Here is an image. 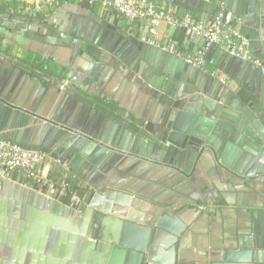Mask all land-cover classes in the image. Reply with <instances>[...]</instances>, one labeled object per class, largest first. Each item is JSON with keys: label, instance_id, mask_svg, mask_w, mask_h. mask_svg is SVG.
<instances>
[{"label": "crops", "instance_id": "crops-1", "mask_svg": "<svg viewBox=\"0 0 264 264\" xmlns=\"http://www.w3.org/2000/svg\"><path fill=\"white\" fill-rule=\"evenodd\" d=\"M72 1L61 0L49 9L41 6L42 0L3 2L8 12L0 13V99L15 109L92 138L100 136L107 125L115 130V122L111 125L109 120L117 117L134 125L140 137L155 143L162 131L163 105L169 97L162 91L160 80L152 82L141 72L146 65L145 48L156 50L172 45L184 59L204 50L205 42L162 22L156 25V36L150 38L147 22L126 21L99 9L89 11ZM156 2L200 21L221 16L232 31L246 37L249 43L250 37L257 35L258 45L250 44V48L264 70V0ZM239 15L249 19L239 21ZM241 26L248 29L246 35L240 34ZM148 39L153 44L147 43ZM208 55L225 84L211 76L210 68H192L190 79L203 80V90L220 87L219 96L226 91L227 97L232 95L244 105L263 110L264 71L212 45L205 57ZM28 57L32 65L43 61L53 64L58 78L43 80L16 68V61ZM223 101L221 97L216 100ZM103 105L112 106L110 115L98 110L104 109ZM19 130L13 127L5 133ZM24 131L21 141L28 143L33 127ZM49 132L38 139L40 143L48 139ZM2 140L13 142L9 138ZM46 154L47 163L40 169L45 179L43 186L47 187L45 195L80 213L90 210L93 229L105 234L104 239L113 237L116 220L151 229L142 264L220 263L226 250L253 248L256 239L260 241L257 233L264 231V177L247 179L232 174L209 153L188 174L183 173L185 166H176L175 160L159 165L115 154L88 181L90 168L73 172L58 158ZM0 177L30 189L43 187L33 186L21 170ZM70 183H75L76 192L65 204V189ZM92 250V255L98 256L96 248ZM61 261L67 264L65 258Z\"/></svg>", "mask_w": 264, "mask_h": 264}, {"label": "water", "instance_id": "water-1", "mask_svg": "<svg viewBox=\"0 0 264 264\" xmlns=\"http://www.w3.org/2000/svg\"><path fill=\"white\" fill-rule=\"evenodd\" d=\"M238 18L249 19L246 15ZM247 31L241 26L240 34L246 35ZM250 40L251 46L258 45L257 35H252ZM145 51L146 65L141 72L150 76L152 82L160 80L162 91L169 97L163 105L161 135L155 143L140 137L134 125L117 117L109 120L111 125L115 122V130L107 125L100 136L92 138L15 109L1 99L0 139L9 138L25 149L49 153L73 172L90 168L86 181L115 154L159 165H169L175 160L176 166H185L183 173L188 174L209 153L232 174L247 179L263 178L264 107L255 110L232 95L227 97L226 91L219 96L220 87L203 90V80L190 79L192 67L183 59L161 49L146 47ZM206 59L210 60L209 55ZM218 97L225 101L216 102ZM13 127L21 130L5 133ZM26 127H33L28 143L21 141ZM48 130V139L40 143L38 139ZM46 189V186L30 189L0 177V264H65L62 257L67 264H142L150 228L114 220L113 237L104 239L105 234L102 236L100 230L93 229L90 210L80 213L47 197ZM257 234L260 241L256 239L253 248L226 250L222 261L212 264H264V231ZM46 242L48 248L43 255ZM94 247L98 256L92 255Z\"/></svg>", "mask_w": 264, "mask_h": 264}, {"label": "built area", "instance_id": "built-area-1", "mask_svg": "<svg viewBox=\"0 0 264 264\" xmlns=\"http://www.w3.org/2000/svg\"><path fill=\"white\" fill-rule=\"evenodd\" d=\"M5 0H0L3 3ZM59 0H42L41 6L49 9L55 6ZM88 5H96L103 13H112L128 21L147 22V29L150 38L156 36V25L160 22L165 23L172 29L181 30L184 33L194 35L206 44V48L197 52L195 55L187 56L183 60L192 68L198 70L211 69V76L225 84V79L215 68L213 60H207L205 55L211 45L227 53L228 56L240 62H249L254 67L262 69L260 61L251 52L249 40L232 31L223 22L221 16L211 20L200 21L188 13L167 8L164 5L151 0H76ZM153 44L151 39L146 41ZM161 50L175 55L179 58V53L172 45H166ZM182 59V58H181ZM46 153L35 149H25L24 147L7 140L0 139V174L7 175L15 170H21L25 178L32 182L33 186L41 187L45 182L40 173V169L47 163ZM65 187V186H63Z\"/></svg>", "mask_w": 264, "mask_h": 264}, {"label": "trees", "instance_id": "trees-1", "mask_svg": "<svg viewBox=\"0 0 264 264\" xmlns=\"http://www.w3.org/2000/svg\"><path fill=\"white\" fill-rule=\"evenodd\" d=\"M59 1H61V0H59ZM67 1L71 2L72 0H67ZM151 1H156V0H151ZM78 4H80L83 8H85V9H87L89 11H94V10L98 9V7L96 5H88L87 3H80V2H78ZM7 10L8 9L4 6V4L0 3V13L6 14L8 12ZM8 14H10V13H8ZM13 14L15 16H17L18 18L23 17V14H20V13H13ZM28 61H29V57H28V59L23 60V61H16L15 62V66H16V68H19V69L23 70L24 72H26L28 74L36 75V76L40 77L43 80H51V79H55V78L57 79L58 78L57 75H55L56 74L55 68H54L53 64H51L50 62H48V61L44 62L43 61V62L38 63L36 65H32V64H29ZM96 102L99 103V100L96 99ZM93 106H95V104ZM103 107H104V109L98 108V110L102 114H104L105 116L110 115L112 113V111L114 110L112 108V106H110V105H103ZM75 192H76L75 183H70L68 186H66L64 197L67 200H65V201L63 200V202L65 204H67L68 203V199Z\"/></svg>", "mask_w": 264, "mask_h": 264}]
</instances>
